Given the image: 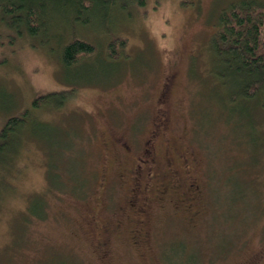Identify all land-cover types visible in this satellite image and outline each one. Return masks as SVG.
Listing matches in <instances>:
<instances>
[{
    "label": "rangeland",
    "instance_id": "obj_1",
    "mask_svg": "<svg viewBox=\"0 0 264 264\" xmlns=\"http://www.w3.org/2000/svg\"><path fill=\"white\" fill-rule=\"evenodd\" d=\"M238 1L149 0L119 22L114 60L111 36L81 28L96 53L71 70L55 42L51 50L37 38L1 40L0 131L36 98L67 91L68 101L42 116L80 130L73 149L87 185L76 193L48 183L46 147L20 134L24 170L0 168V264H264V105L227 110L207 74L219 73L209 49L218 15ZM156 115L159 154L166 131L197 187L188 189L181 169V186L170 189L161 159L164 193H146L153 204L137 212L131 201L145 194L129 190L130 158ZM34 200L45 215L31 212Z\"/></svg>",
    "mask_w": 264,
    "mask_h": 264
},
{
    "label": "trees",
    "instance_id": "obj_2",
    "mask_svg": "<svg viewBox=\"0 0 264 264\" xmlns=\"http://www.w3.org/2000/svg\"><path fill=\"white\" fill-rule=\"evenodd\" d=\"M148 1L0 0V43L3 38H9L10 41L37 38L41 39L44 46L50 44L52 50L55 42L61 49L60 65L71 70L96 53L95 45L83 37L79 30L98 27L111 36L108 58L114 60L117 53L112 38H117L116 41L123 38L116 33L119 22L131 18L132 12L146 7ZM121 13H125L123 17L119 16ZM217 21V31L210 39L209 49L213 55L211 61L219 64V73L217 77L212 76L213 72L210 71L207 74L214 87L222 86L224 108L228 110L239 105L244 111V106L247 108L252 101L263 107L264 3L259 0L231 3L221 10ZM64 33L68 34L66 41ZM67 101V91L42 95L34 100L32 108L10 117L0 131V168L11 164L13 168L9 170L15 177L16 172L24 170L21 166V149L26 148H20V141L23 135L25 139L34 134L38 143L46 147L48 183L57 186L68 183L76 193L84 192L87 183L79 173L81 168L78 170L76 166L77 162L80 165L83 162L81 157H75L76 151L73 149L76 147L73 139L78 137L80 130L78 127L59 129L53 120L48 121L42 116L46 109L60 108ZM33 115L37 117L34 119ZM20 134H23L21 138ZM78 153L80 156L81 152ZM3 191L4 188L0 186V197ZM41 204V200L31 201V212L45 215L44 210L41 211Z\"/></svg>",
    "mask_w": 264,
    "mask_h": 264
},
{
    "label": "flooded vegetation",
    "instance_id": "obj_3",
    "mask_svg": "<svg viewBox=\"0 0 264 264\" xmlns=\"http://www.w3.org/2000/svg\"><path fill=\"white\" fill-rule=\"evenodd\" d=\"M167 93L164 95V97ZM167 133L163 131L161 137L163 139V155L159 154V149L157 147V115L154 118V129L150 132L149 138L143 140L140 145V152L137 154H131L134 158L133 165L131 166V179L133 180L131 188V193H134L138 190L140 193H144L145 197L138 198L134 197L131 202L138 204L137 212L144 210V205H152L153 203L149 202L150 199L146 193H150L151 197L157 192L163 194V189L160 183V174L163 164H160L159 161L162 159L165 161L167 166V173L171 178L169 188L174 189L181 186V169L183 173L188 177V189L193 191L197 187L196 185L190 183L192 179L190 177V163L189 160L181 153L177 152L178 148L175 145L167 140ZM124 153H129L132 151V148L128 145H123ZM129 160V159H128ZM176 160V162H175ZM179 161V165L177 164ZM176 164V165H175ZM159 177V178H158ZM137 193V192H136ZM157 198L161 199V196L158 195ZM129 202V201H128Z\"/></svg>",
    "mask_w": 264,
    "mask_h": 264
}]
</instances>
